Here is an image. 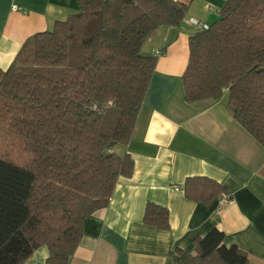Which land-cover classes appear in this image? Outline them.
<instances>
[{
    "label": "trees",
    "instance_id": "trees-1",
    "mask_svg": "<svg viewBox=\"0 0 264 264\" xmlns=\"http://www.w3.org/2000/svg\"><path fill=\"white\" fill-rule=\"evenodd\" d=\"M78 1V13L30 37L0 69V264H24L41 247L46 264H69L83 221L132 175L131 157L113 149L129 143L154 72L142 45L187 12L173 0ZM219 16L189 38L185 102L226 93L233 119L264 148V0H226ZM183 193L210 204L224 190L190 177ZM142 221L168 230V210L147 203ZM223 239L212 229L178 264H248Z\"/></svg>",
    "mask_w": 264,
    "mask_h": 264
},
{
    "label": "crops",
    "instance_id": "crops-1",
    "mask_svg": "<svg viewBox=\"0 0 264 264\" xmlns=\"http://www.w3.org/2000/svg\"><path fill=\"white\" fill-rule=\"evenodd\" d=\"M173 1L187 5L186 15L142 45L141 55L156 57L154 72L129 143L113 149L131 157L132 175L120 177L108 206L83 221L69 264H178L212 229L248 264H264V148L233 119L226 93L194 104L184 99L189 38L197 33L188 20L210 26L226 0ZM79 10L78 0H0V69L12 65L30 37ZM190 177L215 181L230 203L217 214L220 196L210 204L187 200L183 184ZM147 203L168 210V230L143 224ZM48 256L41 247L24 264H46Z\"/></svg>",
    "mask_w": 264,
    "mask_h": 264
},
{
    "label": "built area",
    "instance_id": "built-area-1",
    "mask_svg": "<svg viewBox=\"0 0 264 264\" xmlns=\"http://www.w3.org/2000/svg\"><path fill=\"white\" fill-rule=\"evenodd\" d=\"M12 10L15 11V10H18V7L16 6H13L12 7ZM189 24L196 30V32H203V31H206L209 26L206 25V24H203V23H200L198 22L197 20H194V19H189L188 20ZM161 52H156L155 55L158 56L160 55ZM111 105V104H109ZM230 197L226 194H222L219 198V201H218V206H217V209H216V213L218 214L220 212V210L226 206L227 204L230 203Z\"/></svg>",
    "mask_w": 264,
    "mask_h": 264
},
{
    "label": "water",
    "instance_id": "water-1",
    "mask_svg": "<svg viewBox=\"0 0 264 264\" xmlns=\"http://www.w3.org/2000/svg\"><path fill=\"white\" fill-rule=\"evenodd\" d=\"M223 93H225V90H223Z\"/></svg>",
    "mask_w": 264,
    "mask_h": 264
}]
</instances>
